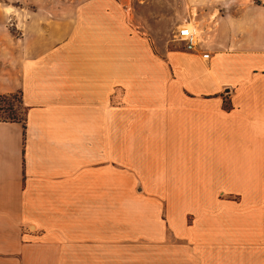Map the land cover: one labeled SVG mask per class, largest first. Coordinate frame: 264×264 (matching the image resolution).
<instances>
[{
  "label": "crops",
  "instance_id": "crops-1",
  "mask_svg": "<svg viewBox=\"0 0 264 264\" xmlns=\"http://www.w3.org/2000/svg\"><path fill=\"white\" fill-rule=\"evenodd\" d=\"M9 1L0 24L20 31L0 94L21 92L25 129L0 122V264L130 258L132 241L72 235L88 200H119L121 176L166 201L167 228L197 262L264 264V0H190L175 22L195 31L191 51L129 28L170 21L156 14L167 1ZM217 194L240 203L194 207ZM203 223L207 241L186 238Z\"/></svg>",
  "mask_w": 264,
  "mask_h": 264
},
{
  "label": "rangeland",
  "instance_id": "rangeland-1",
  "mask_svg": "<svg viewBox=\"0 0 264 264\" xmlns=\"http://www.w3.org/2000/svg\"><path fill=\"white\" fill-rule=\"evenodd\" d=\"M9 0H0L1 4L5 5V2ZM144 3L151 1H162L168 2V6L156 11V14L162 13L169 15L170 21L167 23H129L131 31L141 33L143 35H152L159 40H168L171 45L177 44L178 47L183 48L182 43L178 40L173 39V30L175 26L185 25L187 23L175 22L176 12L183 15L184 20L191 15V6L189 1L184 0L183 3L178 4L179 0H141ZM4 2V3H3ZM144 5V4H142ZM178 5V6H177ZM1 11V8H0ZM155 12V11H154ZM1 15V14H0ZM191 26L192 24L189 23ZM190 27V26H189ZM7 32L13 36L14 39H0V57L10 56L15 51V36L17 31V25L9 20L7 24H0V32ZM156 35V36H155ZM4 64V63H3ZM14 99L10 102L14 106L16 111L15 116L18 120L23 121L24 119V108L20 104V95L15 92L13 93ZM8 95V94H3ZM4 106L0 103V107ZM8 112L0 110V119L6 117ZM122 123V122H121ZM122 127V125H121ZM123 127H126L124 125ZM131 139L128 134L121 133V154L126 153L125 147L129 144L128 140ZM163 145V144H162ZM170 145V143H168ZM166 146V145H165ZM155 154V153H154ZM172 153H169V157ZM158 156V153H156ZM151 157V154L149 155ZM166 158V153H159V157ZM205 166H200L201 175ZM203 173V174H202ZM218 193V192H217ZM232 201V206H238L240 201L238 199L225 200V198L216 195V198L209 197L201 199L199 201H193L196 208L199 207L198 211L205 210L206 213L213 211L214 209H220L227 204L226 202ZM88 215L81 217L82 225H78L77 231H73L72 235L77 236L79 239H96V240H108L117 241L123 246L125 242L132 241L131 245H134L127 249H121V255H130V258H121V264H127V259L133 260L131 251H141L144 253L136 256V261L140 264H206L200 263L192 255V249L187 243V240L181 236L180 232L172 231L167 228L165 222V207L166 201L159 199H147V183L141 182L131 184L128 182L126 177L121 176L120 181V198L115 201H101V200H88ZM199 203V204H198ZM113 204V205H112ZM79 219V217H78ZM193 215L188 213L187 221L191 225ZM192 232H186V238L196 237L197 240L207 241L210 238V234H214L209 231V226L206 223L202 225L193 226ZM121 248V247H120ZM135 259V258H134Z\"/></svg>",
  "mask_w": 264,
  "mask_h": 264
},
{
  "label": "trees",
  "instance_id": "trees-1",
  "mask_svg": "<svg viewBox=\"0 0 264 264\" xmlns=\"http://www.w3.org/2000/svg\"><path fill=\"white\" fill-rule=\"evenodd\" d=\"M20 95V104L22 105V99H21V92H17ZM14 94H8V95H1L0 94V103H2L4 106L0 107V110L3 112H8V115L6 117H2L0 119V122H15L22 126L23 129H25V108H24V119L23 121H20L15 116V109L14 106L11 104L10 100L14 99ZM23 106V105H22Z\"/></svg>",
  "mask_w": 264,
  "mask_h": 264
},
{
  "label": "built area",
  "instance_id": "built-area-1",
  "mask_svg": "<svg viewBox=\"0 0 264 264\" xmlns=\"http://www.w3.org/2000/svg\"><path fill=\"white\" fill-rule=\"evenodd\" d=\"M196 33L188 24L181 25L175 35V39L182 43L184 50L191 51L196 46ZM203 58L207 59L208 54H203Z\"/></svg>",
  "mask_w": 264,
  "mask_h": 264
}]
</instances>
